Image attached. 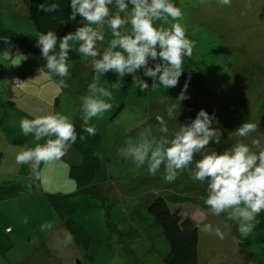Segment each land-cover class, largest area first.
Returning a JSON list of instances; mask_svg holds the SVG:
<instances>
[{
  "label": "rangeland",
  "instance_id": "rangeland-1",
  "mask_svg": "<svg viewBox=\"0 0 264 264\" xmlns=\"http://www.w3.org/2000/svg\"><path fill=\"white\" fill-rule=\"evenodd\" d=\"M28 3L29 0H0V85L12 73L22 78L24 73L33 77L38 72L45 73V61L35 46L39 34L30 18ZM174 3L182 9L181 23L193 41V54L184 59V71L178 84L163 89L153 87L152 80L143 77L149 88L141 92L132 76L126 75L121 88L111 89L112 109L89 121L102 136L99 147L102 165L96 178L90 185L81 187L75 196L57 194L73 219L89 231L90 248L64 243L59 231L56 232L58 243L44 241L43 234L59 222L58 215L47 200L43 220L48 227L36 226L40 215L31 219L26 214L41 212L40 198L29 203L26 190L22 195L23 192L8 187L12 193L5 194L8 198L20 192L19 200L0 205V215L19 225L12 234L6 233L7 237L17 236L15 246L8 248L15 259L23 256L25 264H165L163 258L169 244L161 226L148 212L150 202L164 192L193 195L201 200L207 191L206 185L194 181L188 170L180 171L174 181L166 183L163 165L155 175H150L146 165L137 167L119 154L118 149L128 137L140 139L146 128L150 127L157 137L162 135L157 115L164 116L171 134L178 130L180 122L190 121L201 108L215 112L216 126L223 129L222 143L209 145L206 151L230 148L238 139L234 135L235 128L243 121L255 122L258 128L248 137L239 139L253 150L256 149L251 145L252 139L260 138L264 144V0H231L229 5H222L218 0H174ZM160 25V21H154V26ZM165 26L170 27V23ZM103 30L105 41L97 44L101 53L111 38L107 25ZM94 59L81 55L80 59L69 61L70 68L74 64L78 67L70 73L73 74L69 77L71 84L66 89L61 87L56 95L61 104L52 113L70 116L73 123L82 125L80 103L87 94V85L92 82ZM117 79V74L109 71L101 77V82L107 81L105 86L110 87ZM185 84L186 98L179 102L177 97ZM15 86L13 83L14 96ZM39 93L41 88L36 86L18 96L17 105L9 107L6 114H21L24 106L39 109L41 100L45 114L50 113L47 90L38 98ZM173 103L177 105V120L166 115L165 105ZM229 134L231 138L226 139ZM20 149H14V154ZM202 155L194 154L190 168L194 169L195 161ZM54 162L58 163L55 179L51 180L46 167L38 179L46 185L52 181L55 186L66 189L64 193L72 191L69 182L79 188L68 175L75 156L65 154ZM14 171L20 182L37 178L18 166ZM16 181L19 184V179ZM62 189L55 191L61 193ZM182 207L198 228L203 223H211L225 233L220 239L214 233L199 230V264H264V210L257 214L251 233L241 237L237 223L228 220L226 214L213 215L209 209L194 203L182 204ZM8 244V239L0 235V245Z\"/></svg>",
  "mask_w": 264,
  "mask_h": 264
},
{
  "label": "clouds",
  "instance_id": "clouds-1",
  "mask_svg": "<svg viewBox=\"0 0 264 264\" xmlns=\"http://www.w3.org/2000/svg\"><path fill=\"white\" fill-rule=\"evenodd\" d=\"M218 3L229 5L231 0ZM68 5L71 9L68 20L76 21L79 16L85 23L63 36L55 29L41 32L35 46L45 61V75L49 79L61 78L58 88L67 86L64 78L70 75V52L96 58L91 65L92 82L80 103L83 132L89 136L96 134L89 121L112 109L111 89L121 88L126 75L132 76L141 92L149 88L143 77L150 78L153 87L168 89L178 84L184 59L193 54V41L186 35L181 23L183 11L174 0H68ZM37 7L44 13H55L60 0H42ZM154 21H160L161 25L154 26ZM169 23L170 27L165 26ZM105 25L111 30V38L101 53L97 44L105 41ZM109 71L118 78L110 87L105 86L107 81L101 82ZM186 89L187 84L177 97L179 102L186 98ZM165 110L168 118L177 120L175 103L166 104ZM29 115L32 118L20 119L19 127L25 137L31 135L38 143L17 152L15 162L29 164L38 178L42 162L62 158L77 139L84 141L86 137L78 135L73 122L62 113ZM156 120L162 135L157 137L150 127L146 128L140 139L128 137L118 149L119 154L137 167L146 165L150 175H155L163 165L166 183L174 181L180 171L188 170L194 181L206 185L203 203L211 213L216 216L224 213L228 220L235 221L241 237L251 233L257 214L264 210V144L260 138L252 139L251 145L256 149L253 150L239 138L248 137L258 124L243 121L235 128L238 139L230 148L206 151L209 145L222 143L223 129L216 126L215 112L201 108L190 121L180 122L178 130L171 134L164 116L157 115ZM230 138L231 134L226 139ZM197 153L203 155L195 161L194 169L190 168ZM199 230L214 233L220 239L225 237L211 223L201 224ZM63 242L70 243L71 236Z\"/></svg>",
  "mask_w": 264,
  "mask_h": 264
},
{
  "label": "trees",
  "instance_id": "trees-1",
  "mask_svg": "<svg viewBox=\"0 0 264 264\" xmlns=\"http://www.w3.org/2000/svg\"><path fill=\"white\" fill-rule=\"evenodd\" d=\"M41 2L42 0H29L28 3L30 18L38 34L55 29L59 36H63L71 31L75 24L83 21L79 16L76 21L68 20L71 11L68 0H60V7L55 13L40 11L37 6ZM80 58L81 55L78 52H70L69 61H75ZM15 76V74H12L11 80L19 85L22 82V78L20 77L19 82H15ZM73 124L76 127L78 135L86 137L84 141L77 139L71 145L81 155L82 160L70 166L69 176L81 188L90 185L101 169L102 156L99 153V147L102 143V136L98 132L95 135L89 136L86 132H83L81 124L77 122ZM8 192L9 188L7 186L0 185V196H2V193L5 195ZM47 199L76 245L88 250L92 242L86 227L79 225L73 219L67 208L63 205L61 197L56 193H48ZM203 200H199L193 195L183 193L165 194L164 192L163 195H158L150 202L148 212L161 226L169 244V251L163 258L165 264H199V228L194 219L182 211L183 207L181 208V205L194 203L202 208L209 209L203 203ZM10 230L11 228L7 231Z\"/></svg>",
  "mask_w": 264,
  "mask_h": 264
},
{
  "label": "crops",
  "instance_id": "crops-1",
  "mask_svg": "<svg viewBox=\"0 0 264 264\" xmlns=\"http://www.w3.org/2000/svg\"><path fill=\"white\" fill-rule=\"evenodd\" d=\"M85 23V21H81L73 26V28L80 26V24ZM72 28V29H73ZM71 29V31H72ZM78 67L77 64H74L70 69V73L72 70H75V68ZM47 70L45 69V73ZM45 73L38 72L36 73V77H33L32 75L28 73H24L23 78L15 73L16 76H19L22 78V82L17 85L11 80V75H8V78L4 79V82L2 85H0V158H1V163H0V185L7 186L5 184H9L12 186H7L9 188H16L18 191L23 192L22 195H25V190L27 191L26 198L28 199L29 203H32L36 201L38 198H40V201L42 203L41 206H43L41 212H33L30 214H26L28 218L31 219H37V214L40 215V221L36 224V226H41L44 225L45 221L43 220L44 218V208H45V203L47 202V194L52 192L56 194H61L62 196H75V193L78 191H81L77 186L74 184H71L69 182V187L71 188V192L64 193L66 192V189H62L60 186H55L53 182L49 184H45L41 182L38 178L34 179L33 181L30 182H20V178L16 177L15 175L17 174L14 171V167L18 166L22 170H25L26 172L30 173L31 168L29 164H20L18 165L15 162V154H14V149L21 148V150L28 148V147H34L37 141L34 140V138L29 135L25 137L19 127V121L22 117L27 116L28 118H32L31 114L34 115H43L45 114V107H43L42 100L39 105V109H27L26 106L23 108V112L21 114L13 115L9 114L7 115L6 112L8 111L9 107H15L17 105V98L18 96H22L29 92L31 89L35 88L36 86H39L41 88V93L37 94L38 98L42 94L43 90H47L49 96H50V103L48 105L49 107V112L52 113L54 111L55 107L60 106L61 104V99L59 97H56L58 94L59 90L61 88H58V81L61 79L58 76H53L51 79H49ZM73 74H70L68 77H65L64 79L66 80V84H71L69 81V77L72 76ZM13 83L16 85V95L14 96L12 87ZM63 89H66V87H62ZM30 94H33V91H31ZM59 100V102H58ZM28 105V103L26 104ZM27 110V112L25 111ZM69 120H71V117L68 116ZM39 143H43V141H39ZM69 155L75 156V162L74 164L79 163L82 160L81 155H79L76 150L70 146L67 153ZM58 163L54 162V160L49 161L48 164L46 165L45 163H41L40 168H39V175L41 171L43 170L44 167L47 169L48 176L51 178V180L55 179L54 174H55V168ZM69 175V171H68ZM33 176V175H32ZM70 177V176H69ZM25 177L21 178L24 179ZM19 179V184L16 181ZM62 189L63 191L61 193H58V191H55L56 189ZM79 189V190H78ZM16 191L14 195H12L11 198H8L6 195L0 196V205L5 206L8 201H16L19 200L17 195H20V192ZM15 192V191H14ZM8 193H11L9 190ZM12 194V193H11ZM34 194V195H33ZM32 197V199H29V197ZM25 197V196H24ZM18 198V199H16ZM49 203V202H48ZM49 207L50 204H49ZM12 226V228H11ZM35 226V227H36ZM64 226V225H63ZM62 226L61 221L56 222L53 227H51L48 231H46L43 234L42 239L48 243H58L59 237L56 235V232L59 231L63 238L69 236V232L66 228ZM19 225L17 223H11L9 220L5 217V215H0V235H3L4 238L8 239L9 244L5 246L0 245V264H25V257L21 256L19 258H14L12 255L9 254V249L14 245V241L16 240L17 236L14 234L11 237H7L6 233L12 234ZM9 228H11L10 231H7ZM76 243L74 240H71L70 243ZM68 243V244H70ZM77 246V245H76Z\"/></svg>",
  "mask_w": 264,
  "mask_h": 264
},
{
  "label": "built area",
  "instance_id": "built-area-1",
  "mask_svg": "<svg viewBox=\"0 0 264 264\" xmlns=\"http://www.w3.org/2000/svg\"><path fill=\"white\" fill-rule=\"evenodd\" d=\"M20 79H21V78H20L19 76H15V77H14L15 82H19Z\"/></svg>",
  "mask_w": 264,
  "mask_h": 264
}]
</instances>
